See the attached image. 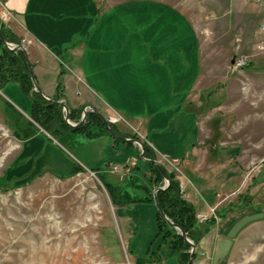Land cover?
Segmentation results:
<instances>
[{"label":"rangeland","instance_id":"rangeland-1","mask_svg":"<svg viewBox=\"0 0 264 264\" xmlns=\"http://www.w3.org/2000/svg\"><path fill=\"white\" fill-rule=\"evenodd\" d=\"M165 1L182 9L199 34L200 69L189 98L201 134L189 167L154 152L151 159L165 173H174L183 198L185 185L191 187L193 180L194 198L204 201L201 209L185 198L196 209L197 227H207L206 234L212 232L207 237L206 250L199 245L203 236L196 240L194 233L186 234L192 242L197 241L191 264L198 256H207L209 264H264V0ZM162 12L163 20L167 18L164 15L173 14L165 7ZM21 40L23 48L17 49L27 55L29 43ZM194 54L196 61L197 48ZM241 58L245 62L238 65ZM197 73L195 63L194 77ZM0 90L5 98L1 97L0 102V264H178L176 255L169 253L167 240L163 242L157 235L155 202L144 199L140 203L138 198V203L113 205L104 178L98 170L91 169L99 165L104 170L109 163L114 165L107 166L111 172L123 176L120 170L125 161L130 164L135 159L132 170L142 184L151 161L140 157V143L149 144L137 124L117 112L103 115L87 105L79 110V118H69L70 110H78L61 97L54 98L56 94L41 95L34 86L33 91L43 98L67 106L68 125L81 122L92 111L109 124L112 134L106 128L115 142L125 144L115 148L103 140L93 142L73 133L66 150L59 147L62 151H56L51 141L41 135L34 139L39 141L36 149L40 143L49 148L34 168V163H29L32 152H28L35 146L33 140L23 141L28 138L23 139L27 123L32 121L31 98L15 82ZM27 103L30 113L23 107ZM62 110L65 115L63 106ZM33 123L36 131L58 141L54 132ZM61 154L72 162L66 166L65 175L70 173V167L78 169L75 159H86L87 168L81 166L83 169L71 176L58 177L63 174L62 164L67 163ZM45 163L57 174L43 172ZM132 185L128 184V190L131 197H136L141 191ZM155 185L153 199L156 188L167 184L163 178ZM213 198L214 205L204 206Z\"/></svg>","mask_w":264,"mask_h":264},{"label":"crops","instance_id":"crops-1","mask_svg":"<svg viewBox=\"0 0 264 264\" xmlns=\"http://www.w3.org/2000/svg\"><path fill=\"white\" fill-rule=\"evenodd\" d=\"M2 2L12 13L5 26L18 38L17 41L24 38L29 43L28 59L43 95L53 97L60 93L61 99L72 109L81 110L87 105L103 115L117 112L138 125L140 134L144 136L152 152L182 161L186 168L189 167L192 163L191 156L198 146L197 138L201 134L198 118L191 108L189 98L199 75L200 43L195 25L182 9L165 0ZM145 7L148 8L147 11ZM163 7L173 12L172 15H164L167 16L165 20L162 15ZM10 40L16 41L13 38ZM195 63L198 73L194 77ZM10 92L20 99L16 92ZM1 95L0 90V102L4 98ZM28 106V103L27 106L23 104L30 113ZM17 110L24 114L21 109ZM24 115L29 117L26 113ZM73 133L77 132L63 134L62 141L50 140L49 136L40 131L24 139L23 141L33 140L35 145L32 150H28L32 152L29 163H34L35 168L37 162L46 157L45 150L49 148L48 144L42 147L40 143V147L36 149L39 141L34 139L43 135L53 144L51 148L62 151L66 150L65 146ZM77 134L93 142L103 140L115 148L125 145L116 143L105 132L94 137ZM127 145L135 147L133 143ZM61 155L66 158L64 154ZM66 160L67 163L62 164L63 174L68 171L66 166L72 165L68 158ZM75 161L87 168L86 159L82 161L85 164L77 159ZM109 165L114 166L108 163L104 170L99 165L91 169L98 170L106 183L120 186L121 195L130 199L118 206L130 202L142 203L144 199L151 202L148 198L153 197L152 191L156 183L149 164L142 184L132 170L136 166L135 159L130 164L125 161L123 169L120 170L124 172L123 176L111 172L107 168ZM42 166L45 167L43 172H52L46 167V163ZM190 182L191 187L184 184L183 195L203 209L204 201H196L193 194L196 186L193 180ZM128 184H136L138 192L141 191L137 198L131 197ZM215 201L216 198L210 199L204 206L210 207ZM209 234L212 232L205 233L199 242L200 248L204 250ZM192 264L209 263L207 256H198L193 259Z\"/></svg>","mask_w":264,"mask_h":264},{"label":"trees","instance_id":"trees-1","mask_svg":"<svg viewBox=\"0 0 264 264\" xmlns=\"http://www.w3.org/2000/svg\"><path fill=\"white\" fill-rule=\"evenodd\" d=\"M0 33L6 40H10V38L15 39L16 41L18 40L17 37L11 34V30L6 27L2 21H0ZM10 81L17 82L22 93L30 95L32 103L30 117L32 118V121L40 124L45 130H47V132H54V134H56L55 138L58 141H61V136L66 132L82 133L87 137L97 136L101 132L108 133L101 117L92 111L86 114L84 123L76 127L68 125L65 121L61 105L57 104L52 99L47 100L38 92L33 91L34 84L30 77V68L25 51L23 49H9L0 37V88ZM60 97V93L54 96L56 99H59ZM8 105L12 106L9 103ZM69 118H79V110L77 112L75 111V113L73 110H70ZM32 121H28L27 125L29 126L27 130H25V136H22L23 139L36 132L37 129ZM94 126L96 129L91 128ZM112 129L114 132H118L114 126H112ZM86 130L89 132L86 133ZM126 143L131 144V142ZM143 145V155L149 159L154 158V153L148 145H146V143H143ZM149 166L154 175V181L156 183L162 181L163 176L158 167L152 162H149ZM82 169L83 168L79 165L77 170L72 169L67 175L57 174V176L65 178ZM166 174L169 180L168 186L165 189L158 190L155 194L159 207L173 223L185 231L187 236H191V234L194 233V238L196 240L200 239L204 236L208 228L206 227L201 230L197 227L195 207L183 198L180 192V182L175 177L174 173L166 171ZM105 186L111 196L113 205L117 206L130 201L127 196L121 195L120 186H113L106 182ZM148 199L151 201L154 200L152 196ZM156 223L158 229L157 235L162 236L163 242L167 240L169 253L176 255L178 264H186L189 256V252L187 251V249L190 248L189 243L179 234V232H176L172 224L162 218L158 210L156 211ZM171 231L173 233H171ZM167 236H171L172 238H167ZM196 240L194 242H197Z\"/></svg>","mask_w":264,"mask_h":264},{"label":"water","instance_id":"water-1","mask_svg":"<svg viewBox=\"0 0 264 264\" xmlns=\"http://www.w3.org/2000/svg\"><path fill=\"white\" fill-rule=\"evenodd\" d=\"M0 37L3 39L4 44H5L7 47H9V46H8V40L4 39L3 36L1 35V33H0ZM17 46H21V45H17ZM9 48H10V47H9ZM21 48H23V47L21 46ZM11 49H13V48H11ZM27 59H28V57H27ZM232 61H233V59H232ZM28 63H29V68H30V77H31V80H32V82H33V84H34V86H35V90L38 91L41 95H43V94L41 93L40 89H39V86H38L37 83H36L35 77H34V75H33L32 69H31V64H30V62H29V59H28ZM55 102H56V103H59V104H61V105L63 106V109H64V111H65V115H64V117H65V119L67 120V119H68V108H67V106H66L63 102H60V101H55ZM84 117H85V116H84ZM84 117H82L81 122H79V123H77V124H70V125H71L72 127H76V126L82 124L83 121L85 120ZM101 118H102L104 124L106 125V127L108 128L109 132L112 134V131H111L110 127H109V124L104 120V118H103L102 116H101ZM121 139H122V140H129V141H130V140H131V141H136V140H134V139L124 138V137H121ZM136 142H138V141H136ZM140 148H141L140 157L143 158V159H146V160H148V161H151V162H153L154 164H156V165L158 166L160 172L162 173L163 178H164V180H165V182H166V184H167V185H165L164 187H157L156 190L165 189V188L168 186V184H169V180H168V177H167L166 173H165L164 170L159 166V164L157 163L156 160H154V159H147V158H145V157L143 156V149H144V147H143V144H141V143H140ZM154 202H155V205H156V207H157L159 213L161 214V216H162V217H163L168 223L172 224L175 228H177V229L179 230V234H180V235H181V236H182V237H183V238H184V239L190 244V246H191L190 251H189V252H190V256H189V259H188V261H187L186 264H191L192 258H193L194 253H195V243L192 242V241L186 236L185 231H184L181 227H179L178 225H176L175 223H173V222H172V221H171V220H170V219L164 214V212L162 211V209L159 207V205H158V203H157L155 193H154Z\"/></svg>","mask_w":264,"mask_h":264},{"label":"built area","instance_id":"built-area-1","mask_svg":"<svg viewBox=\"0 0 264 264\" xmlns=\"http://www.w3.org/2000/svg\"><path fill=\"white\" fill-rule=\"evenodd\" d=\"M12 17V13L11 11L5 7L3 5V2L2 0H0V21L4 22V23H8V21L11 19ZM17 45H21L23 47V41L20 40V41H11V40H8V47L9 49L13 48V49H17V48H21V46H17ZM245 62V59H240L239 62H238V65H241ZM111 118V117H110ZM199 217L200 219H204V217H202L200 214H199ZM202 217V218H201Z\"/></svg>","mask_w":264,"mask_h":264}]
</instances>
